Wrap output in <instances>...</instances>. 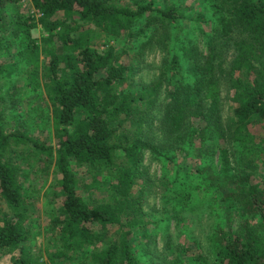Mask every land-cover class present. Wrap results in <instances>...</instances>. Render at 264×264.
I'll return each mask as SVG.
<instances>
[{"label":"trees","instance_id":"trees-1","mask_svg":"<svg viewBox=\"0 0 264 264\" xmlns=\"http://www.w3.org/2000/svg\"><path fill=\"white\" fill-rule=\"evenodd\" d=\"M22 1L0 0V26L6 7ZM177 1L136 0L127 6L114 0H30L48 33L43 52L58 130L55 147H43L21 132L7 133L0 114V251L19 252L12 264H44L26 253L29 196L23 169L12 156L15 145L26 144L55 158L60 174L62 206L50 228L59 248L52 259L59 262L53 264H154L134 245L148 227L140 201L145 151L169 164L180 154L199 159L201 167L184 175L176 171L171 185L180 187L172 200L186 206L210 197L225 218L215 232L213 260L193 243L182 251L189 261L264 264V0H203L210 15L194 18L182 13L183 0ZM20 21L18 29L30 38L38 23ZM188 24L202 32L203 49L187 38ZM96 29L161 50L166 57L159 78L152 84L131 81L127 52L92 48ZM224 91L235 103L225 121ZM162 92L158 118L152 114ZM217 151L215 165L208 158ZM74 166L89 169L92 183L85 188L95 187L100 199L88 203L81 197ZM180 177L184 181L177 183ZM234 220L240 221L235 229ZM180 249L171 256L181 262Z\"/></svg>","mask_w":264,"mask_h":264},{"label":"rangeland","instance_id":"rangeland-1","mask_svg":"<svg viewBox=\"0 0 264 264\" xmlns=\"http://www.w3.org/2000/svg\"><path fill=\"white\" fill-rule=\"evenodd\" d=\"M135 1L114 0V3L133 6ZM161 2L163 3L164 0ZM161 2L158 4H162ZM178 2L176 0V3ZM182 3L184 5L181 11L189 18H194L199 13L210 15L203 0H183ZM58 17L60 20L63 18L62 14ZM27 18L38 23V27L32 30L30 38L26 37L16 25ZM42 19L43 16H40L29 1H22L15 6L8 5L5 9L4 21L0 26V107L2 109L0 114L1 123L7 133L21 132L40 146L54 148L58 129L48 98L49 79L46 76L48 60L43 52L48 33L42 24ZM66 24L70 28L76 27L71 21ZM77 24L83 25L82 22ZM189 26L188 24L185 28V33L188 32L187 38L203 49L202 32L200 34ZM84 27L93 28L87 25ZM91 44L92 48L99 52L106 51L108 47H113L120 53L127 52L134 68L130 80L137 84H152L156 81L166 57V54L158 48L153 50L144 48L130 37L117 40L106 37L97 29L91 34ZM164 96L165 92H162L156 102L153 116H159V104L164 101ZM222 100V118L225 121L231 116L235 103L232 101V95L225 91ZM149 123L151 125L152 121ZM156 123L153 119V127ZM254 132L259 135L261 129L257 127ZM12 156L14 162L23 169L21 181L29 196L26 226L31 237L26 244V253L35 255L44 264H53L52 261L57 263L59 260L52 258L59 251L58 243L50 231L52 220L58 215L62 206V197L58 196L60 174L56 169L55 158L47 159L48 154L40 152L32 144L15 145ZM208 159L214 161L216 165L219 159L218 151ZM174 162L169 164L167 161L157 159L149 151L141 153L140 170L144 172V179L142 178L140 182L142 187L140 201L148 227L146 237L137 236L134 245L142 255L146 254V260L149 258L154 264H194L187 259L188 255L182 254V251L185 247H191L196 243L199 253L201 252L211 261L215 252V232L225 224V218L220 219L219 205L210 197L206 200L201 197L197 201L193 199L186 206L179 199L172 200L173 190H178L180 187L177 184H174V187L171 185V180L176 179V171L180 168L184 175L196 165L202 166L199 159L184 160L182 154L175 157ZM213 167L216 169V166ZM73 168L81 182L78 189L81 197L88 203L100 199L101 194L95 187L85 188L92 183L89 169L77 166ZM261 175H264V169ZM183 181L180 177L177 183ZM176 203L177 207L173 209ZM2 208L5 209L4 204ZM239 224V220H234L233 228L235 229ZM142 246L143 250H141ZM179 248H181L179 255L183 256L181 262L175 261L176 257L171 256L173 250L178 251ZM18 253L0 251V264H12V257ZM163 259H167V262L162 263Z\"/></svg>","mask_w":264,"mask_h":264},{"label":"built area","instance_id":"built-area-1","mask_svg":"<svg viewBox=\"0 0 264 264\" xmlns=\"http://www.w3.org/2000/svg\"><path fill=\"white\" fill-rule=\"evenodd\" d=\"M28 1L30 2V0H23V2H28ZM38 13L40 14V16H42L40 12Z\"/></svg>","mask_w":264,"mask_h":264}]
</instances>
